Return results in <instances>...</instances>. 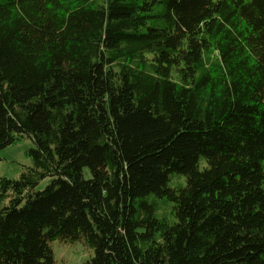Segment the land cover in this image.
I'll return each instance as SVG.
<instances>
[{
    "label": "trees",
    "instance_id": "1",
    "mask_svg": "<svg viewBox=\"0 0 264 264\" xmlns=\"http://www.w3.org/2000/svg\"><path fill=\"white\" fill-rule=\"evenodd\" d=\"M25 138L0 264H264V0H0V153Z\"/></svg>",
    "mask_w": 264,
    "mask_h": 264
},
{
    "label": "rangeland",
    "instance_id": "2",
    "mask_svg": "<svg viewBox=\"0 0 264 264\" xmlns=\"http://www.w3.org/2000/svg\"><path fill=\"white\" fill-rule=\"evenodd\" d=\"M33 147L32 140L25 138L2 151L0 153V177L18 179L22 173V167L32 165L26 151ZM85 174L89 176L88 171H85ZM50 181L46 179L38 189L43 190ZM51 248L55 264H85L94 256L92 249L88 248L82 240L72 243L56 240L51 243Z\"/></svg>",
    "mask_w": 264,
    "mask_h": 264
}]
</instances>
